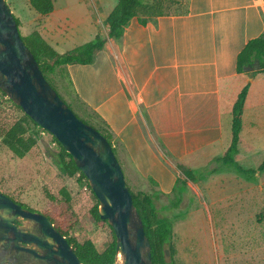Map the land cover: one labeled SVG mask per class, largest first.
Returning <instances> with one entry per match:
<instances>
[{
    "label": "crops",
    "instance_id": "crops-1",
    "mask_svg": "<svg viewBox=\"0 0 264 264\" xmlns=\"http://www.w3.org/2000/svg\"><path fill=\"white\" fill-rule=\"evenodd\" d=\"M179 1L185 14L146 24L132 18L114 40L107 37L105 19L116 1L95 0L98 16L84 23L83 42L65 51L58 49L68 44V21L56 16V9L33 20L29 31H37L59 54L96 36L105 38L90 64L59 69L67 74L75 98L108 130L127 175L132 173L136 182L137 173L156 177V189L167 194L179 177L176 165L198 170L226 150L231 109L247 83L240 135L247 144L256 135L264 139V72L253 78L236 72L245 44L264 37V0ZM52 33L53 43L48 39ZM163 181L169 185L160 187Z\"/></svg>",
    "mask_w": 264,
    "mask_h": 264
},
{
    "label": "rangeland",
    "instance_id": "rangeland-1",
    "mask_svg": "<svg viewBox=\"0 0 264 264\" xmlns=\"http://www.w3.org/2000/svg\"><path fill=\"white\" fill-rule=\"evenodd\" d=\"M52 1L55 15L68 21L65 28L68 44L59 46L58 50L65 51L81 44L85 36L81 34L86 27L84 23H88L90 17L98 16L96 8L100 7L102 0L98 4L95 0ZM107 1L114 3V0ZM141 1L150 4L153 0ZM5 2L13 16L19 19L21 34L26 37L35 27L33 20L41 19L40 16L29 10L27 0ZM163 9L175 13L181 8L164 0ZM48 28L52 29L51 26ZM54 38L52 33L48 39L53 43ZM46 76L80 120L97 130L105 129L103 123L75 98L63 69L56 68L54 73ZM21 117L22 112L16 105L0 93V131ZM33 130L40 139L22 159L15 158L0 140V192L35 212L66 210L76 223L72 235L86 236L99 250L103 249L111 241V232L107 225L97 226L90 216L95 200L86 183L77 176L68 180L61 175L54 162L57 146L52 135L37 127ZM251 140L246 143V153L237 161L245 169L256 170L264 160V139L259 141L256 135ZM176 168L179 172L177 180L185 181L182 170L178 165ZM121 169L128 188L134 194L148 195L158 217L173 221L171 243L174 252L172 258L168 252L167 263L264 264V171L257 172L256 179L251 181L227 169L208 176L204 181L186 180V190L181 194L180 202L175 204V191L167 194L157 190L155 186H159V182L156 177L155 181L154 177L144 178V174L137 173L134 175L138 177L136 182L130 177L132 173L127 175L129 170ZM164 185L169 183L163 181L160 187ZM182 188L181 185L178 187L179 190ZM118 256L115 264L122 263Z\"/></svg>",
    "mask_w": 264,
    "mask_h": 264
},
{
    "label": "water",
    "instance_id": "water-1",
    "mask_svg": "<svg viewBox=\"0 0 264 264\" xmlns=\"http://www.w3.org/2000/svg\"><path fill=\"white\" fill-rule=\"evenodd\" d=\"M0 90L71 156L99 203V218L114 233L121 264H152L144 226L111 145L78 119L44 78L5 0H0ZM0 264L82 263L48 218L0 192Z\"/></svg>",
    "mask_w": 264,
    "mask_h": 264
},
{
    "label": "trees",
    "instance_id": "trees-1",
    "mask_svg": "<svg viewBox=\"0 0 264 264\" xmlns=\"http://www.w3.org/2000/svg\"><path fill=\"white\" fill-rule=\"evenodd\" d=\"M115 1V7L105 19V24L108 27L107 37L114 40H119L121 38L124 28L132 18H137L141 24H146L147 22L154 21L156 18L161 16H172L176 14H185L187 12V10L184 9L183 3L179 0H167L170 5H177L181 8L180 11L175 13L164 11V0H153L150 4H145L141 0ZM27 6L30 10L42 17L51 14L54 10V4L52 0H27ZM14 18L23 42L33 54L44 78L53 89V85L47 79V73L52 74L55 72L56 68H61L71 64H90L93 60L94 52L101 50L105 43V38L96 36L91 42H88L64 54H59L43 40L37 31L30 32L26 37L21 35L19 29L20 22L15 16ZM254 67L257 69L255 70ZM236 72L244 73L250 78H253L258 73L264 72L263 36L251 39L245 44L243 49L237 55ZM248 88L249 83H247L239 92L232 106L230 142L226 150L220 156L214 158L209 163V165L198 170H187L178 165L179 169L182 170L185 181H204L208 176L219 173L223 169L232 170L240 177L247 179V181H251L256 179L257 172L261 173L264 171V160L256 170L245 169L239 165L237 161L239 156H242L246 153L247 148L246 143L241 138L240 132L242 127L243 107ZM0 93L6 96L1 90ZM16 107L22 112V117L16 120L9 127H4L1 129L0 140L15 158L22 159L31 151V149L37 145V142L40 139V135L34 132V127H37L41 130L42 128H40L27 115H25L18 106ZM84 123L87 124L85 121ZM92 127L95 128L94 126ZM95 129L97 130V128ZM97 131L100 132L111 145V135L109 134L108 130L105 128L104 130ZM52 139L57 146L54 162L58 171L68 180H72L77 176L78 180H83L86 183L92 198L95 200V204L90 210V216L97 226H108L111 232V241L106 244L103 249L99 250L94 245L92 240L86 236L72 235V233L75 231L76 223L74 220L72 221L69 218V216L66 214V210H50L43 212L42 214L47 217L53 224L54 228L65 237L68 244L73 248L77 258L82 264H115L118 255L116 251L115 236L109 224L99 218V203L97 199L92 193L86 178L74 164L71 156L66 153V151L53 136ZM112 150L114 152L113 148ZM185 181L177 180L175 183V188L173 190V192L175 191L174 193H176L175 204L180 202V196L186 190ZM180 185L183 187L182 190L178 189ZM130 192L134 207L142 221L145 235L148 238L150 244L152 264H169L165 261V251L168 250L172 258L174 252L171 243L173 221L167 218L158 217L152 198H150L148 195L144 193L134 194L131 190ZM66 201L68 202V200ZM20 205L35 212L34 210L25 207L23 204ZM118 257H120V254Z\"/></svg>",
    "mask_w": 264,
    "mask_h": 264
},
{
    "label": "flooded vegetation",
    "instance_id": "flooded-vegetation-1",
    "mask_svg": "<svg viewBox=\"0 0 264 264\" xmlns=\"http://www.w3.org/2000/svg\"><path fill=\"white\" fill-rule=\"evenodd\" d=\"M16 225H17V226H19V224H18V223H16Z\"/></svg>",
    "mask_w": 264,
    "mask_h": 264
},
{
    "label": "bare ground",
    "instance_id": "bare-ground-1",
    "mask_svg": "<svg viewBox=\"0 0 264 264\" xmlns=\"http://www.w3.org/2000/svg\"><path fill=\"white\" fill-rule=\"evenodd\" d=\"M119 255V254H118Z\"/></svg>",
    "mask_w": 264,
    "mask_h": 264
}]
</instances>
